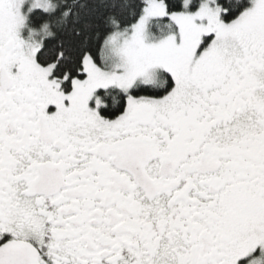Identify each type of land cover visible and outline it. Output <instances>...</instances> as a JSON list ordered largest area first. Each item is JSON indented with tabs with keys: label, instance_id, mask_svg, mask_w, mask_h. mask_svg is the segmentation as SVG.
<instances>
[{
	"label": "snow or ice",
	"instance_id": "6c2138e0",
	"mask_svg": "<svg viewBox=\"0 0 264 264\" xmlns=\"http://www.w3.org/2000/svg\"><path fill=\"white\" fill-rule=\"evenodd\" d=\"M0 264H264V0H0Z\"/></svg>",
	"mask_w": 264,
	"mask_h": 264
}]
</instances>
